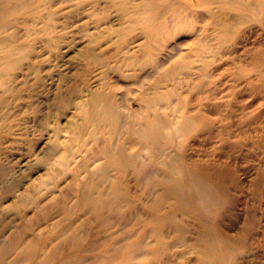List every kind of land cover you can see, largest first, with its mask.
I'll return each mask as SVG.
<instances>
[{"label": "rangeland", "instance_id": "1", "mask_svg": "<svg viewBox=\"0 0 264 264\" xmlns=\"http://www.w3.org/2000/svg\"><path fill=\"white\" fill-rule=\"evenodd\" d=\"M12 1L0 123L28 129L1 133L12 170L0 172V246L17 237L0 264H202L207 231L226 264H264V179L261 194L252 185L264 174V0H160L167 12L131 27L119 9L139 0H26L14 13ZM80 1L97 3L78 13ZM210 9L233 28L217 30ZM92 90L119 107L114 133L89 134ZM188 174L219 182L217 202L194 197ZM100 196L114 206L98 210Z\"/></svg>", "mask_w": 264, "mask_h": 264}, {"label": "bare ground", "instance_id": "2", "mask_svg": "<svg viewBox=\"0 0 264 264\" xmlns=\"http://www.w3.org/2000/svg\"><path fill=\"white\" fill-rule=\"evenodd\" d=\"M26 0H14L12 1V8L9 10L10 12H15L19 9H21L24 6V2ZM75 0H61V2L65 3H72ZM160 0H139L140 4L143 5V10L139 9H129V8H120L119 12H124L128 15L129 17V27L139 24V23H148L146 19L145 13H159L162 14L164 12H167L169 9L171 2L168 4H162L159 2ZM202 1H213V0H202ZM5 2V0H0V10L2 9V4ZM97 2L91 1V2H86V1H80V2H75L73 4L74 11L75 12H80L85 6H94ZM91 4V5H90ZM207 15L209 16V19L213 22V25L216 27L217 30H220L222 32H228L233 28V25L231 26L230 21L228 22L226 17L223 15L221 11L217 10H208ZM230 16V15H229ZM261 16V14H260ZM237 16H232V18L236 20H241L242 18H236ZM230 19V18H229ZM240 23V22H239ZM69 26V25H68ZM57 26L53 24L51 20H49L48 26L46 25L45 27V32L47 33H52L56 32L55 29ZM67 27L62 26L60 30H63ZM5 40L3 37H0V41ZM49 48L53 51L56 48H58L59 43L50 40L48 42ZM79 54L86 60L95 62V61H100V56L96 53L94 48L89 47L88 45H85L83 49L79 52ZM5 79V81H3ZM12 80L10 76H6L4 78V74L0 72V85H2L5 89V91L11 89V83H9ZM90 104H91V109L88 111L86 107L84 108V118H87L90 123V128H89V134L91 135L92 132L95 130H99L102 128L108 129L111 133H114L118 127L120 126V123L122 121L121 117V112L118 109L119 107L117 106L114 101H112L109 97H107L104 93H101L99 90H92L90 91ZM6 120V118L4 117ZM9 122V121H8ZM5 123L2 125L0 123V172L2 176H7L11 172V164L10 165H3V153L4 150L6 149L5 147H1V145H4L3 136L1 133L7 132L8 134H13L12 129L15 127L16 130L19 132L22 131L21 134L18 135H23V133L28 129L26 128L27 126V118H19L17 125L16 124H10V123ZM185 125L189 124V120L185 119ZM106 125V126H105ZM146 136H149V131L144 130ZM161 134V133H160ZM161 137V136H160ZM161 139V138H160ZM114 161V160H113ZM259 173V171H258ZM253 178L252 180V185L254 190L257 193L261 194V188L260 185L263 182L264 179V174L262 175L260 172L259 174ZM104 174V177H106V180H109L110 187H112V178L109 176L107 172L102 173ZM98 177V176H97ZM211 178V177H210ZM105 179V178H104ZM103 179V180H104ZM15 179L11 178L8 186H12L13 182ZM188 180L190 182L191 187L194 190V197L197 196L198 198H202V200L205 202V205L211 204L213 202H217L218 199V189L216 188L219 182L217 184L215 183V180H212L214 182L212 185L207 182L201 175L197 174H188ZM96 182V180H95ZM238 182V180H237ZM239 183V182H238ZM95 184V183H94ZM220 184V183H219ZM169 185V184H168ZM177 185V184H176ZM114 186V184H113ZM171 187L175 186V184L169 185ZM182 187V186H181ZM221 187V184H220ZM98 189V188H97ZM222 191V190H221ZM98 192V191H97ZM172 193V192H171ZM222 193V192H221ZM111 198V197H110ZM96 200V207H100L98 210H101L103 207L104 208H111L114 206V201L109 198H104V196L95 197L90 200L94 201ZM89 202V203H90ZM97 210V211H98ZM16 235L11 234L10 237L2 243L0 246V260L7 255L13 248L14 241L16 240ZM202 240L204 241L205 244V260L202 262V264H226L220 253L222 252V249L226 251V245L222 246L220 238L212 231H207L204 234H202ZM223 243V242H222Z\"/></svg>", "mask_w": 264, "mask_h": 264}]
</instances>
